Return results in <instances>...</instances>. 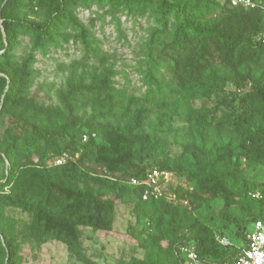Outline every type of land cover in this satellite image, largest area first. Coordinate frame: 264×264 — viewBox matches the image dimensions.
<instances>
[{
    "label": "rangeland",
    "instance_id": "obj_1",
    "mask_svg": "<svg viewBox=\"0 0 264 264\" xmlns=\"http://www.w3.org/2000/svg\"><path fill=\"white\" fill-rule=\"evenodd\" d=\"M39 12V6L30 7L31 17H36ZM76 14L90 28L105 57L86 61L85 47L73 40L49 47L45 53L34 51L30 37L20 35L13 50L15 60L22 63L33 54L31 67L39 75L25 98L12 95L6 99L9 87L5 85L2 89L0 85V110L7 105L12 113L0 124V138H3L8 126L23 133L42 124L55 134L73 135L78 140L82 138V142H87L83 139L87 135L88 140L116 147L123 138V146L141 155L144 164L170 159L185 167L196 160L190 142L200 135L199 129L203 122L217 116L210 127V133L214 135L213 130L219 128L218 122L224 111L242 108L240 90L253 87L251 75L260 68V61L250 53H245L241 61L236 63L235 52L229 50L228 44L220 41L206 44L204 48L209 54L206 66L227 68L228 73L222 69L226 75H220L225 84L222 90L213 95L202 96L186 104L184 100L188 101V97L185 95V86L191 82H186L183 67L198 56L203 41L191 39L186 46L172 48L170 41L174 19L168 9L143 11L142 8H130L105 0L81 4ZM255 26V18L248 14L231 13L225 22L229 33L241 31L248 35ZM154 28L163 30L165 34L152 45L150 38ZM151 54L155 58H165L166 65L161 67V77L168 81L174 91H178L179 100H175V95L166 96L162 101L146 97L148 86L144 82L143 71ZM248 66L254 70L248 72ZM0 74L9 80L7 73ZM93 74H108L109 85L114 91L102 101H77L74 105L77 106L75 117L69 118L60 92L67 87L72 76L84 77L89 81ZM117 106L120 113L112 120L103 123L98 121L96 117L102 115L103 111ZM149 109V119H143L144 115L135 119L139 112ZM127 126L132 129L128 136H124ZM216 142L221 146V152H232L234 156L239 150L238 140L226 134L218 136ZM233 156L231 158L234 160ZM134 160L135 163L139 162V159ZM84 162L85 165L79 161L78 154L69 153L58 159H36L34 167L41 176L35 178L32 187H28L29 183L26 182L21 190H26L28 201L34 206L38 205L39 210L0 209L2 224L13 229L15 240L21 248L23 259L18 264H175L171 243L176 236L196 234L204 240V246L212 245L215 249L224 248L218 242V236L237 241L239 227L230 216L242 219L244 213L239 205L227 207L220 195L198 194L193 183L169 172L170 178L163 185L164 196L171 200L178 221L168 224L167 230H161L157 226L160 214L135 219L133 201L129 196L118 198L100 188L94 189L87 165L95 164L90 160ZM6 166L7 160L0 158V182L6 179ZM127 166L120 171L125 180L133 171L132 167ZM243 175L257 188H263L264 165L244 166ZM238 183L239 180L235 183L236 187H239ZM50 185L55 188L49 189ZM5 190L10 191V188ZM189 193L196 197H191ZM91 196L95 200L115 203L116 213L114 218L113 213L110 216L111 223L103 224L100 221L101 209L94 207L89 211L84 207ZM162 210L168 211L167 208ZM51 223H63L69 230H74L77 236H57L51 233ZM150 226H156L157 240L151 239ZM251 228L249 224L248 229ZM9 260L7 254L0 255V264H12Z\"/></svg>",
    "mask_w": 264,
    "mask_h": 264
},
{
    "label": "trees",
    "instance_id": "obj_2",
    "mask_svg": "<svg viewBox=\"0 0 264 264\" xmlns=\"http://www.w3.org/2000/svg\"><path fill=\"white\" fill-rule=\"evenodd\" d=\"M93 1L101 3L105 0H0V72H5L9 76L7 81V77L0 74V85L2 89L5 85L9 87L6 99L12 95L15 98L17 95L25 98L29 87L39 75V72L31 67L34 61L33 54L25 58L22 63L15 60L13 50L18 44L20 35L30 37L34 51L45 53L49 47H56L61 42L73 40L76 43H82L85 47L86 61L102 60L105 57V53L98 48L90 28L85 26L76 14L81 4ZM108 1L121 3L130 8H142L143 11L155 12L168 9L174 19L170 41L172 48L186 46L191 39L203 41L198 56L183 67V72L187 77L186 82H191L185 86V95L188 97V101L184 100L186 104L202 96L213 95L222 90L225 84L220 75H226L227 68H222L226 71L222 73V69L217 66H206L209 54L204 46L209 43L215 44V41L229 45V50L235 52L236 63L241 61L245 53L256 56L260 61V68L256 74L251 75L253 87L249 90H240L239 101L242 108L224 111L218 122L219 128L213 130L214 135L210 133V127L215 122L216 115L203 122L199 129V136L195 134L196 130L194 131L193 136L196 135V137H192L190 149L195 154L196 160L185 167L180 162L170 159L153 160L144 164L141 155L123 146V138L121 144L119 142L114 147L93 139L82 142V138L78 140L73 135L55 134L42 124L29 131L24 130L23 133H18L14 127L8 126L3 138H0V158L8 162L6 179L0 182V209L12 207L28 212L38 211L39 206L30 203L26 197V190H21L26 182L29 183L28 187H32L35 178L38 175L41 176L37 173L38 169L34 167L33 162L36 159L43 161L45 157L58 159L67 153L78 154L79 161L83 165L86 164L85 160H90L95 164V166L87 165L94 189L100 188L103 192L111 193L118 198L129 196L133 201L132 212L135 219L146 215L156 217L160 214L157 226L161 230H167L168 224L178 221L176 220V209L171 200L164 195L158 199L145 200L143 198L148 171L159 169L184 177L195 185L198 194L220 195L225 199L227 207L239 205L244 213L242 219L230 216L239 227V236L233 245H223V249H215L212 245L204 246V240L196 234L176 236L171 243L175 264H179L175 248L190 241L196 242L203 257L218 263L230 261L236 254V246L246 241L248 225L254 220L264 218V186L261 189L257 188L243 175L244 166L264 165V43L257 40L259 34L264 31V10L234 6L230 0L224 2L219 0ZM31 6L40 7L39 15L36 17L30 16ZM231 13L248 14L255 18L256 26L250 34L245 35L241 31L228 32L225 22ZM164 34L163 30L154 28L150 38L151 44H156L157 39ZM164 59L155 58L153 54L150 56L143 71L144 82L148 86L146 97L150 100L158 98V101H162L166 96L175 95V100H179L178 91H174L168 81L161 77V67L166 65ZM252 70L254 69L248 66V72ZM229 77L232 78V76ZM109 82L108 74H93L89 81H86L84 77L72 76L70 81L68 80L67 87L60 92L68 109L69 118L75 117L74 110L77 106L74 105L77 101L86 99L102 101L106 96H111L114 88L109 85ZM119 113L118 106L111 107L96 118L99 122H108ZM150 113V109L144 110V112H139L135 119L142 115H144L143 119H149ZM181 113L184 115L183 112ZM9 116H12L11 108L5 105L0 110V124ZM131 129L129 126L125 127L124 136H128ZM223 134L238 140L239 150L234 156L232 152L228 154L221 152L222 148L217 144L216 139ZM134 159H139V162L135 163ZM127 164V167H132L133 171L125 180V176H121L120 171H123ZM225 167L229 168L225 169ZM132 178L140 179L141 183L132 184ZM237 180L240 181L237 185L239 187L235 186ZM7 187L10 191L5 190ZM50 188L53 190L55 186L50 185ZM256 193H261L263 197H255ZM189 195L196 197L193 193ZM84 207L89 211L94 207L101 209L100 221L103 224L111 223L109 220L115 217L116 205L109 200H95L94 196H91ZM165 208L168 211L162 210ZM112 213L113 217L110 218ZM155 228L156 226H150V237L153 240H157ZM50 229L51 233L58 234L57 236L60 237L77 236L74 230H69L63 223H51ZM3 254L8 255L12 264H18L23 259L13 229L4 226L0 220V255Z\"/></svg>",
    "mask_w": 264,
    "mask_h": 264
},
{
    "label": "built area",
    "instance_id": "obj_3",
    "mask_svg": "<svg viewBox=\"0 0 264 264\" xmlns=\"http://www.w3.org/2000/svg\"><path fill=\"white\" fill-rule=\"evenodd\" d=\"M234 6H244L248 8H260L264 10V0H230ZM257 40L264 43V31L259 34ZM84 141L88 136H84ZM170 173L159 169L148 171L145 179V189L143 198L158 199L164 195L163 185L169 180ZM132 184H140L138 178L131 179ZM255 197H263L261 193L254 194ZM251 229L246 231V241L236 246V254L230 261L218 263L203 257L199 252V247L194 241L186 244H180L175 248V253L179 258V264H264V218L257 219L250 223ZM218 242L224 246L233 245L226 236H218Z\"/></svg>",
    "mask_w": 264,
    "mask_h": 264
}]
</instances>
